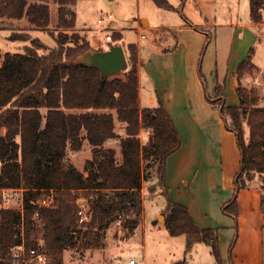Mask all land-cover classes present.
<instances>
[{"label": "trees", "instance_id": "trees-1", "mask_svg": "<svg viewBox=\"0 0 264 264\" xmlns=\"http://www.w3.org/2000/svg\"><path fill=\"white\" fill-rule=\"evenodd\" d=\"M78 1L51 0L57 6L58 27H75L76 12L69 6ZM153 1L168 10L182 8L186 2L181 0L182 4L174 7L168 0ZM249 2L251 19L259 22L264 0ZM23 21L27 27L20 28ZM50 22L48 0H0V25L11 29L16 38L33 42L23 52H7L0 64V264H33L31 249L46 253L47 264H63L68 248L77 242L80 247H89L112 222L120 221L126 234H132L141 222L143 187L151 179L152 170L156 181L147 190L151 195L157 187L163 189L169 234L185 235L186 254L197 243L209 245L216 264H224L218 229L201 228L188 207L169 196L167 160L183 142L159 98L156 106H140L138 44L126 46L131 67L123 78L106 77L79 60L93 48L78 32L53 34V47L38 36H31L29 31H48ZM112 37L117 42L123 35L115 31ZM206 37L207 42L209 36ZM203 55L204 50L198 74L205 89ZM257 69L251 53L238 65V104L226 103L222 84L216 86L214 99L206 95L219 109L226 129L235 134L240 151L235 193L222 207L224 214L235 219L236 231L238 193L256 178L264 181L262 96L255 88L241 84L246 73ZM112 110L116 111L125 136L116 132ZM141 129L148 132L145 143L139 136ZM113 138L120 139V162L112 150H101ZM84 141L92 146L93 158L81 171L66 163L65 157L68 146L79 150ZM8 189L22 190L21 209L1 204V191ZM45 198H51L52 203L40 206L38 201ZM82 216L84 222L80 223ZM236 239L237 232L231 250Z\"/></svg>", "mask_w": 264, "mask_h": 264}, {"label": "rangeland", "instance_id": "rangeland-1", "mask_svg": "<svg viewBox=\"0 0 264 264\" xmlns=\"http://www.w3.org/2000/svg\"><path fill=\"white\" fill-rule=\"evenodd\" d=\"M51 8V22L48 31H29L32 37L38 36L48 46H55L56 40L52 36L59 31H68L69 33L78 32L84 36L90 46L96 50H106L107 41L103 36H98L97 28L99 18L107 25L113 22L115 28H119L124 36V42L118 41L116 44L124 45L128 43H137L139 46L140 59V83H141V104L144 107H153L157 105L151 102L154 96L155 87L152 85L155 71L150 70L152 63L151 54L154 51L164 50L166 43L158 44L161 33L168 32L169 28H176L182 23L194 25L197 29L209 36V40L204 44V55L207 46L218 47V49H227L233 46V36L236 32V42L241 44L240 51L246 49L247 54L251 53L252 61L256 64L257 70L253 73H246L243 76L241 84L248 88H255L262 96L260 104L264 106V7L261 10V19L259 22H253L250 15L249 0H186L182 8L177 10H168L157 6L153 0H81L75 5L69 6L76 11V25L72 29L64 30L57 26V6L48 0ZM174 7L182 4L181 0H168ZM111 15V18H108ZM143 19L149 21V27L143 26ZM253 22V23H252ZM106 34H111L116 29L110 25ZM20 28L27 27V22L19 24ZM140 27V30L138 29ZM138 29V30H137ZM169 29V30H168ZM120 32V31H119ZM193 32V31H192ZM144 35L145 37H142ZM190 36V35H188ZM192 40L194 37H191ZM213 38V40H212ZM239 40V41H238ZM114 41V40H113ZM168 44L174 45L176 39L170 36ZM32 39H18L13 35L11 29L5 25H0V64L7 52H23L26 46H32ZM95 46H94V45ZM127 68L118 75L111 77L123 78V73L131 67V61L128 57ZM203 55V56H204ZM247 58V56H245ZM207 61L201 63V71L205 77V89L202 81L199 79L201 87L209 97V88L216 82L215 75H226L223 93L229 97L231 94L232 72H236L232 63L226 60V66H219L217 73L215 71L216 59L212 58L213 64ZM151 60V61H150ZM168 63V62H167ZM230 65V66H229ZM238 65V64H237ZM162 66L164 67L163 63ZM235 67V66H234ZM198 74V69L195 72ZM182 83L187 79L184 70L180 72ZM159 79V76L156 75ZM154 82V81H153ZM159 86H156L158 89ZM214 99V98H213ZM217 106V104H216ZM116 119V111L112 110ZM116 132L125 136V130L116 119ZM230 133L233 148H238L235 134ZM84 134V132H83ZM217 135V134H216ZM140 138L143 143L147 141L148 132L144 129L140 131ZM209 140L207 148L213 149L216 154L218 149V138ZM102 151L112 150L114 156L120 162L122 159L121 145L119 138L107 140L101 147ZM230 150V149H228ZM236 152L239 153L236 150ZM93 158L92 146L88 141H84L79 150H74L70 146L67 148L65 162L74 164L79 170L85 171L87 162ZM151 172V169L149 170ZM88 173L85 172V176ZM259 179V178H258ZM156 181V174L152 170L151 179L144 183L143 187V214L138 228L132 234H126L125 229L120 224L112 222L97 237L89 247H80L79 242L75 246L68 248L64 253L63 264H113L116 260L123 261L135 258L138 264H216L215 258L211 253V247L205 243H197L192 252H185V235L172 236L165 227L166 216L163 212L165 198L162 195L163 189L158 188L153 194H149L147 188L152 182ZM260 181V179L258 180ZM157 183H155V186ZM154 186V187H155ZM1 204L15 209L22 208V190H2ZM84 200L80 204H84ZM161 215L163 216L161 218ZM16 264H19L16 262Z\"/></svg>", "mask_w": 264, "mask_h": 264}, {"label": "crops", "instance_id": "crops-1", "mask_svg": "<svg viewBox=\"0 0 264 264\" xmlns=\"http://www.w3.org/2000/svg\"><path fill=\"white\" fill-rule=\"evenodd\" d=\"M108 24L122 33L119 28H115L113 22ZM149 24L148 20L143 19L144 27H149ZM197 28L185 23L176 28H169L170 34L161 33L157 41L161 45L167 44L164 50L154 51L150 57V70L157 73H152L155 92L151 102L156 103L157 98L161 100L173 118L183 142L181 148L167 160L166 184L169 196L175 202L187 206L201 228L218 229L224 264H264V181H258L256 178L238 193L237 231L235 219L222 211L224 204L231 200L235 193L234 178L240 168L241 156L240 151L236 152L238 148L235 150L232 143L226 142V139L231 140L230 133L227 132L219 109L206 99V92L198 80L199 75L195 73L207 39L206 34ZM138 29L140 30V27ZM170 36L176 39L174 45L168 44ZM234 36L233 46L229 51L220 50L216 46L210 48L208 45L202 63L205 64L209 58L208 62L213 64L212 58L216 59L214 69L217 73L218 67H225L228 60L237 71L238 65L248 55L246 49L240 51L242 46L239 42L235 44ZM117 42H107L104 48ZM120 42H124V36ZM122 46L124 48V45ZM140 65L139 59V99L140 106L144 107L141 104ZM182 69L187 77L184 83L181 82ZM231 75L232 93L229 97L226 95L225 101L228 105H236L239 103V78L236 72ZM215 78L216 82L209 88L208 93L211 99L216 96V86L226 82V75L220 76L217 73ZM156 86H159L158 89ZM216 138L220 143L216 154H213V149L209 150L207 145L209 140L212 142ZM236 232L237 239L231 250Z\"/></svg>", "mask_w": 264, "mask_h": 264}, {"label": "water", "instance_id": "water-1", "mask_svg": "<svg viewBox=\"0 0 264 264\" xmlns=\"http://www.w3.org/2000/svg\"><path fill=\"white\" fill-rule=\"evenodd\" d=\"M79 60L99 69L106 77L120 74L128 65L126 52L123 46L118 44H111L106 50L89 49Z\"/></svg>", "mask_w": 264, "mask_h": 264}, {"label": "built area", "instance_id": "built-area-1", "mask_svg": "<svg viewBox=\"0 0 264 264\" xmlns=\"http://www.w3.org/2000/svg\"><path fill=\"white\" fill-rule=\"evenodd\" d=\"M108 18H111V15H108ZM98 23L100 24L99 28H97V34L98 36H103L105 38V40L107 42H112L113 41V37L111 34H106L107 32V28L104 27V22H103V18H99L98 19ZM109 24L105 25L108 26ZM142 37H145L144 35H142ZM52 203V199L51 198H45V199H40L38 201V204L40 206H47L50 205ZM80 214H82V212H80ZM84 222V217L82 216L80 218V223ZM117 224H120V221L116 222ZM29 255H30V262L33 264H47L49 261V258L47 256L46 253L44 252H39L38 250L35 249H31L29 251ZM113 264H138L137 260L135 258H130L129 260H121L118 259L116 260L115 263Z\"/></svg>", "mask_w": 264, "mask_h": 264}]
</instances>
